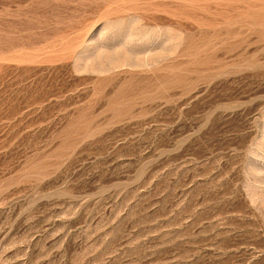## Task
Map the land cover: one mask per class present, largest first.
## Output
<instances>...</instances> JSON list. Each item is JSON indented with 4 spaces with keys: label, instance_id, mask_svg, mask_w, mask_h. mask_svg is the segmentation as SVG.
Wrapping results in <instances>:
<instances>
[{
    "label": "rangeland",
    "instance_id": "obj_1",
    "mask_svg": "<svg viewBox=\"0 0 264 264\" xmlns=\"http://www.w3.org/2000/svg\"><path fill=\"white\" fill-rule=\"evenodd\" d=\"M0 264H264V0H0Z\"/></svg>",
    "mask_w": 264,
    "mask_h": 264
}]
</instances>
